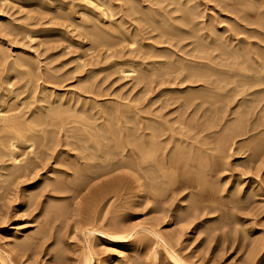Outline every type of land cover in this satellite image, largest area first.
<instances>
[{"label": "rangeland", "instance_id": "obj_1", "mask_svg": "<svg viewBox=\"0 0 264 264\" xmlns=\"http://www.w3.org/2000/svg\"><path fill=\"white\" fill-rule=\"evenodd\" d=\"M198 1L202 4V6L200 5V16L203 13L204 17H201L205 20L212 16L218 24L223 22L218 26L228 24L223 21V16L228 15L236 19V17H233L234 15L238 16L237 14H242L245 20L252 22L249 24V27L252 24L251 28L261 29V31L264 30L262 29L264 28V23H262L264 22V18H262L264 16V12H262V9H264V6H262L264 0L256 1L257 4L261 5V10L257 4L256 6L259 10L254 6V0H251L254 2L239 0L248 8L249 6L246 4V1L247 3H253V6L251 5V8L248 10L247 7H240L243 4L236 0V2L234 0ZM119 2L124 4L123 1ZM231 3L233 6H231ZM235 3H238L239 6ZM144 4H147V2H144ZM40 6L36 4L22 5L20 2H16V0H0V47L2 46V50L4 51L2 55L0 54V103L1 105L3 104L0 107L5 113H17L19 115L17 117L18 121L22 118L24 122V117L31 116V121L28 123L29 126L27 125L29 128L27 137L32 139V137L34 138L37 135V138L39 137L40 139L39 143L42 146H39L40 144L38 145L36 140L38 147H35L36 151H33L34 153L30 152V154L32 153L30 156L28 153L29 150L27 151V148L23 146L24 140H22V143L19 140L16 148V150H19L16 154L18 159L17 163L15 161V164L12 163L13 161L10 162L9 157L7 158L9 156L7 155L9 153L8 150V153H5L6 151L4 152L7 160H4L5 157L1 158L4 153L0 155V160H2L0 161V264H78L81 256H83V252L89 255L90 261H92L90 262L91 264H109L111 260H115L114 264H264V144H262L264 143V102H262L264 100L261 99L262 97L260 98L261 100L259 99L260 101L258 100L259 103L257 101L255 102L256 104L252 103L253 106L249 100V98L252 99L251 96L246 98L245 93L241 94L240 97L239 94L233 97L237 92H231L233 100L230 96L231 93L228 92L227 100L224 95L225 91L219 90V95L223 93L224 96L221 95L223 98L220 96L221 99H218L219 96L217 98L216 94L213 97L214 93H211V96L209 95L210 92H207V95L205 93L207 90L204 92L198 83L191 82V79H184L182 74L179 73V70L178 73L175 68L173 69L176 72L171 70L172 67L170 69L171 71L167 70V64L161 67L166 66V69H164L169 74H160L157 71L159 64L157 66L155 64L151 66L150 64V61L156 58L151 57V54H156L154 52L156 50L141 46L139 41L133 45V49L131 50L128 49L129 43L127 41L109 47L105 45L95 47L94 45L96 44L92 41V37L89 38L87 34L89 29L86 27V31L84 27L83 29L81 27L80 30L74 26L66 28L69 31L71 30L68 33L50 31L49 29L55 27L53 25L54 22L46 19L45 16L47 15V18H50L49 14H46L42 10L47 9L44 8L46 6ZM229 8H232L231 11L234 9L233 11L236 13L242 8L243 13L240 12L232 15L228 12ZM236 8L238 11H236ZM59 10L61 8L56 9L57 12ZM40 12L42 13L40 14ZM257 12H261V15H259L260 13L257 14ZM140 15L142 16V14ZM259 16L261 17L259 18ZM257 17L261 22L255 20ZM203 19L198 18L200 21ZM45 20L48 23H44L46 22ZM253 21L256 22H254L255 25ZM78 23L82 22L79 20ZM141 24L142 22L137 21H133L132 23L133 26ZM40 26L48 30L46 31L45 29L42 32L35 31L38 34L33 32V35L32 31L36 30V28L39 29ZM27 29L28 31L31 30V32H27L28 34L25 32ZM112 34L114 36L118 35L117 31L112 32ZM143 34L142 42L147 44L151 43V37L149 38L151 33ZM254 37L256 39L251 38V40L257 41V37L261 36L254 35ZM113 40L115 39L110 38L109 42ZM165 56L163 58L157 57L155 60L160 59V61H164L166 59ZM126 61L129 63L127 62L128 64H126ZM148 62L149 64H147ZM152 72L154 75L151 74ZM155 72L158 73L156 74ZM141 74L142 77L140 76ZM15 88L18 89L16 90ZM44 88L46 92H44L45 90L43 91ZM2 90H5L4 92L6 94H1ZM168 90L172 92H169V94L166 93ZM215 91H218V89ZM14 92L17 93L16 96H14ZM57 93H59L58 96ZM70 93L72 94L71 96L69 95ZM163 93L167 96L162 95ZM7 94L11 96L8 95L7 98ZM197 94L198 96L196 98ZM78 95L82 98H79ZM242 95L245 96L244 99ZM201 96L204 97L202 98L204 100L207 97L206 100L213 99V101H209V105L207 103L208 101L203 103L204 100H200ZM209 96L212 98H209ZM257 96L259 98L260 95L257 94ZM60 97L62 101L68 99L67 104L60 105ZM52 98H57L58 101L50 103ZM215 98H217V102L220 101V103L218 102L219 104L214 102L216 100ZM254 98L258 99L256 95ZM5 99L10 101V103L6 104ZM73 99L77 103L75 104L76 107L72 103L74 102ZM83 99L87 102H84ZM224 99L227 101H223ZM230 99L231 101L229 102ZM239 99L240 101L238 102ZM247 99L249 100L247 102L250 106L246 102ZM1 100L5 102H1ZM244 100L246 103L242 102L245 103L242 105L241 101ZM199 102L202 105H199ZM212 102H214L213 105H211ZM86 103L88 106L85 105ZM123 104L125 108L128 106L125 110L127 111L129 108V113L128 111L127 113L126 111L123 112ZM47 105H50L49 107L52 110L47 111ZM89 105L94 108L90 109L91 107ZM16 106H18L19 112ZM61 106L62 108L69 106L67 108L69 111L70 108L75 111L71 110V113H63L67 109L62 110ZM80 106L83 109L81 110L82 114L79 112L81 109ZM239 106L241 107L239 108ZM251 106L253 109L250 108ZM6 107H9V110ZM111 107L118 108L116 110ZM55 108L57 112L53 111ZM14 109H16V112H13ZM119 109L124 117L120 112L118 113ZM23 110L27 113L24 114L25 112ZM44 110L49 112L50 115H48L49 113L46 114ZM89 110L91 114L88 113ZM113 110L117 111H115L116 113L114 115L120 114L121 118L120 115H117L115 118ZM240 111L242 112L239 114ZM41 112L46 115H44L42 120H38V118H41L38 115L43 116V114H40ZM52 112L54 115L59 113L62 116L63 114V118L66 119L64 122L68 121L66 123L68 128L70 127L68 123L71 127L76 125L75 127H70L72 133L69 132L70 128L66 130V126L62 127V125L59 127L61 122L53 118L55 116H53ZM104 112L108 115L110 112V115H113L112 118L114 117L115 121L119 117L120 119L118 118L117 122H120H114V119L110 115L108 118ZM19 113L23 117H20ZM134 113L139 118L136 115L134 117ZM69 114H71L69 117H72L71 124L68 120L69 118H67ZM78 114L81 116L80 119L78 118ZM238 114L242 115L243 118ZM92 115L96 120L93 119L94 121H92ZM127 115L130 120L128 122H126ZM47 116H52L56 121L55 125L58 124V128L61 129L59 131L57 126H53L55 129L54 132H51L53 133L52 136L49 130L53 129L51 126L53 120L51 119L50 122L51 117L48 119L46 118ZM95 116H98V119ZM104 116L108 118V123H106L107 118ZM238 117H240L239 120L244 119V124L242 123L241 125L245 126L247 124L246 126H250L251 128L243 126L250 131L246 130L247 133L246 131L244 133H237L234 137L232 133L230 134L232 129L228 126L231 124L234 126V123L239 121L235 120ZM34 118H36V121ZM76 118L78 119L74 120ZM88 119L90 122H88ZM154 119L156 122L158 120L159 123L164 121V133L162 132L163 129L160 128L164 135H161V138L159 135L160 130L158 131L159 124L156 126L157 123L154 124ZM43 120L50 125L43 123ZM39 121L45 126L43 124H41L42 126H38L40 124ZM91 121L93 123L96 122L94 127L99 123L96 126L98 132V128L101 131L105 128V125L108 126L106 128H109V131L104 129L100 133L102 139H104L102 134L106 131L103 134L107 135L106 141H103L105 142L104 145L106 148L113 147V144H116L115 146L118 145L119 148L121 147L119 149L114 146L117 148L115 152H112L110 149L106 153L108 154V157H106L108 158V164L105 162V164H101L103 167L96 166L95 169L91 166V169L89 166H81V163L83 164L85 161L82 155L85 154L86 149L84 148L87 146L83 145L84 142L81 144L82 141L79 139L80 135L82 134L89 138L92 134L95 135L98 133H95L96 128L93 127L94 130L90 127L91 124L93 125ZM99 121L105 123V125L102 123L103 128L102 126L100 127L101 123ZM31 122L33 123V128L30 127ZM36 122L39 123L37 126ZM115 123L118 126L121 124V127H117ZM142 123L143 125L145 124L144 127ZM163 123L159 126L163 127ZM110 124L113 125L110 127ZM198 124H202V128ZM83 125H88L86 127L87 129L82 130ZM148 125H151V128ZM169 125L170 128L168 127ZM146 126L148 127L146 128ZM226 126L230 129L229 133L228 130H225ZM35 129H38V132ZM138 129H141L140 131L145 136ZM152 129L158 132H153ZM171 129H173V132ZM176 129L178 131L180 129L182 131L184 130L181 132L184 133L185 137H187L185 134H190L187 139L190 138L191 140H186L181 132L182 135H179ZM119 130L122 131V133L119 132L122 135H118ZM126 130H129L127 132L128 134L130 132L131 136L136 133L134 139L132 138L131 140V136L128 135V140H125V136L127 135ZM149 130L155 133L154 135L158 133L159 136H157L158 138L156 140L149 141L151 139V132ZM66 131L71 136H63V132L67 135ZM31 132H34L36 135ZM139 132L140 134H137ZM195 133L196 135H194ZM224 133L226 135L230 134L231 137L229 136V141L222 146L219 141L225 139L224 137L226 135ZM100 134H96V137L101 138ZM192 134L194 137H191ZM112 135H114L112 137L113 139L111 138ZM49 136L51 138H48ZM42 137H46V139L43 140ZM93 138L88 139L89 141L84 144L91 146L94 143ZM171 138L173 140L176 138L179 144L180 142L181 144L184 143L185 140V143H187L182 144L181 147L178 143H175L177 142L175 139L173 145V143H168V141H173ZM51 139L52 142H50ZM78 139L80 142L77 141ZM102 139L100 140L102 141ZM161 139H164V141ZM56 140L58 141L56 142ZM135 140L138 142L144 140V143L146 141L155 143V141L160 140L159 142L162 143H159L161 144L159 146L160 148H158L159 144L156 143L155 147L158 148V151H155L156 153H150L153 155L152 157L147 153L148 157L146 153L141 154L137 151L140 150L138 146H140L141 142L138 144ZM182 140L184 141L182 142ZM66 141L74 142L68 144ZM75 141H77L80 147L75 146L77 145ZM116 141L118 142L115 143ZM147 142L145 143L147 146H145H151ZM24 143L26 145L29 144L28 141ZM51 143L54 144L52 145ZM143 144L139 148H142ZM175 144L176 146H180V149ZM187 144L191 146L188 147ZM220 145L222 148L219 149ZM173 147L177 148L178 154L175 153L177 151L175 148V152L173 151ZM79 148H83L82 151L84 152L79 150ZM157 148L155 149L157 150ZM130 149L131 151H135V153L128 151ZM179 150L180 152L182 150V152L180 153ZM22 151H25V155L28 153V156L26 155L25 157ZM37 152L40 153L37 154ZM80 152H82L81 156ZM129 152L133 155H130ZM136 153L137 155H135ZM163 153L166 155L165 158H171L172 154L173 156L177 155L178 160L181 162L175 157L178 162L175 159L173 160V157L170 160L165 159L163 158ZM77 154H79V160L76 158ZM113 155L115 157H112ZM143 155H145L146 159ZM34 156L36 158V160L33 159L35 162L30 161ZM138 156L141 159H143L141 156L144 157L143 162L139 161L141 159ZM26 160L32 164H29V162L26 164ZM158 161L161 163L159 165H162V162H166L156 170V168L152 167H155L153 165ZM167 162L170 164L168 165ZM23 163L29 166H24ZM13 166L16 167L13 168ZM18 167L22 171L25 168V172L20 173L21 170L18 171ZM80 168H82V173L80 172ZM86 168L89 172L91 170L93 171H91V175L88 172L86 174ZM56 169L58 172L52 171ZM15 171L16 174L13 173ZM94 171H96V174L101 171L100 173L103 175L95 178L97 176ZM146 171L152 174L148 172V175ZM162 173H165L164 176ZM167 175L168 177H165ZM78 176L85 182H87L85 179L89 177L87 182L89 184L85 185L84 181V183H81L82 181L78 180ZM85 176L87 177L85 178ZM112 176H115V178L119 176V180L117 179L111 183ZM169 177H172V180H168ZM75 179L77 181H74ZM54 181L58 182L59 186L62 184V188L59 187L57 190L50 189L49 187L53 188L52 184ZM101 181L104 183L107 182V188L105 189L108 190H105L106 192H98L99 194L96 195L98 198L95 196L96 201L91 200L90 198H94L93 196L95 194L92 196L89 193L88 187L90 185H92L90 188L93 185L96 186ZM48 183L49 186L46 185ZM201 184L202 187L204 185L203 188L200 187ZM108 186L110 187L108 188ZM192 203L195 206H192ZM192 207L199 208V211L197 209H195L196 211L194 209L192 210ZM192 212H195L194 214L197 212V214L194 215ZM90 229L96 232L89 235L87 231ZM122 230L130 234V237L126 241L110 237L116 236ZM23 241L24 243L27 242L25 244H29V247L22 248L19 246ZM255 243L256 245L259 243L260 248L258 245L255 247ZM18 246L20 247L19 249ZM58 250L61 252V255ZM170 254L176 256L180 262L177 263L172 260ZM2 258L4 261L1 262Z\"/></svg>", "mask_w": 264, "mask_h": 264}, {"label": "bare ground", "instance_id": "obj_2", "mask_svg": "<svg viewBox=\"0 0 264 264\" xmlns=\"http://www.w3.org/2000/svg\"><path fill=\"white\" fill-rule=\"evenodd\" d=\"M119 1H123L124 2V4H122V3H120ZM235 1V0H234ZM233 1V2H234ZM237 2H239V3H241L239 0H236ZM235 1V2H236ZM242 1H245V0H242ZM249 1H251V0H249ZM255 1V2H254ZM254 1H251V2H254V6L255 7H257L256 6V4H257V2H259V1H257V0H254ZM257 1V2H256ZM16 2H20L22 5H33V4H36V5H43V7L44 6H46V7H44V8H47V9H42L46 14H49V16H50V18H47V16H45L46 17V19L49 21V20H51V21H53L54 23H53V25L55 26V27H51L52 29H49L50 31H54V32H58V33H62V32H65V33H68V32H70L68 29H66V28H68L69 26L71 27V26H74L75 28H81L82 27V29H83V27L85 28H88L89 29V31H88V33L87 32H85V33H87L88 35H89V38L90 37H92V41L96 44V45H94L95 47L96 46H98V45H105V46H113V45H116V44H119V43H122V42H128L129 43V50H131V49H133V45H135V43H137L138 41L140 42L139 44L141 45V46H145V47H147V48H151V49H154V50H156V51H154L156 54H151V57H153V58H155V59H157V57H164L165 55V58L167 59H162V60H164V61H160V59H158V60H153L152 58V60L150 61V64H151V66L153 65V64H155L156 66L159 64V66H157L158 67V69L156 68V66H155V68L157 69V71L158 72H160V74L162 73H167V71H165V69H166V66H164L163 68L161 67L162 65H165V64H167L168 66H167V70H170L171 69V67H172V69L171 70H173V71H175L173 68H175L176 70H177V73H178V70H179V73L180 74H182V77L185 79H191V82H195V83H198L199 84V86L202 88V90H204V92H205V90H207L205 93L207 94V92L209 93V95H211V93H214V95H213V97L214 96H216L217 95V98H218V96H219V98L218 99H221V98H223L222 96H224L225 95V99H227L226 97H227V94H228V92H232V93H235V92H237L233 97H236L238 94H239V97L241 96V94H243V93H245V96H246V98L248 97V96H251V98L253 99L254 97H255V95H256V97L258 98V96H257V94H259L260 96H259V98L258 99H255L254 98V100H252V99H250L249 98V100H250V104H252V103H254V104H256L255 102L257 101V103H259V101L262 99V100H264V30H262L261 31V29L260 30H257V29H253V28H251V26H252V24L250 25V27H249V24L250 23H252V22H249L248 20H245L244 18H243V15L242 14H237V13H240V12H242V8H240V10H239V12H235V11H231V9L232 8H229V13L230 14H232V15H234V14H237L238 16H236V15H234L233 17H236V19L235 18H231V17H229L228 15H225V16H223V18H224V20L223 21H225L226 22V24L227 25H224V26H218V25H220L221 23H223V22H221L220 24H218V22H216L215 20H214V18L212 17V16H210V17H208V19L206 18V20L205 19H203V17H204V15H203V13L201 14V16H203V17H201L200 16V12H201V8H200V5L202 6V4H201V2H199L198 0H16ZM144 2H147V4H144ZM224 2V1H223ZM247 3V1H246V4H248V6H249V8L247 7V6H245V4H243V3H241V4H243V6L241 5L240 7H247V10L248 9H250L251 7V5L253 6V3ZM261 2V1H260ZM245 3V2H244ZM229 4V3H228ZM232 4V3H231ZM230 4V5H231ZM236 5L238 4V3H235ZM260 4H262V3H260ZM258 5V7H259V9H260V6L261 5H259V4H257ZM40 6V7H41ZM225 7L227 6V5H224ZM231 6H233V4L231 5ZM238 6H239V4H238ZM262 6H264V4H262ZM225 7H223V8H225ZM228 7V6H227ZM258 7H257V9H258ZM61 8V10H59V12H57L56 11V9H60ZM239 8V7H238ZM245 8H243V9H245ZM254 8V7H253ZM205 9V8H204ZM226 9V8H225ZM228 9V8H227ZM258 9V10H259ZM254 10H256V9H254ZM254 10H253V12H254ZM258 10H256V11H258ZM261 10V9H260ZM236 11H238V9L236 8ZM250 11V10H249ZM255 11V12H256ZM43 12V13H44ZM204 12V11H203ZM227 12V13H228ZM234 12V13H233ZM262 12H264V9H262ZM42 12H40V14H41ZM243 13V12H242ZM246 13V12H245ZM258 13H260L259 15H261V12H257V14ZM140 14H142V16H145V17H142ZM205 14V13H204ZM229 14V15H230ZM239 15H241V16H239ZM255 15V14H254ZM206 16V15H205ZM247 16V15H246ZM258 16V15H257ZM45 17H44V19H45ZM200 17V19L202 18L203 20H198V18ZM256 17V16H255ZM261 16H259V18H260ZM258 18V17H257ZM255 19V20H259V18L258 19ZM262 18H264V16H262ZM246 19H249V18H246ZM47 20H45L46 22H44V23H48L47 22ZM79 20H80V22H82V23H78L79 22ZM250 20V19H249ZM133 21H137V22H142V24L141 25H135V26H133L132 25V23H133ZM260 22H261V20H259ZM209 22V23H208ZM255 21H253V23H254ZM44 23L42 22V24L44 25ZM50 23V22H49ZM256 23V22H255ZM255 23H254V25H255ZM262 23H264V22H262ZM261 23V24H262ZM40 24V23H39ZM134 24H135V22H134ZM225 24V23H224ZM143 26H146V27H143ZM40 27H42V28H40ZM39 27V29L38 28H36V30H34V31H32V34H33V32H35V31H43V30H45L46 28L45 27H43V26H40ZM254 28H255V26H253ZM260 27V26H259ZM25 28V27H24ZM73 28V27H72ZM86 28L84 29L85 31H86ZM262 29H264V28H262ZM48 29H46V31H47ZM68 30V31H67ZM81 30V29H80ZM76 31V30H75ZM114 31H117V34L119 35H111V33L112 32H114ZM251 31V32H250ZM26 33L27 32H31V30H29L28 31V29H27V31H25ZM26 33H24V34H26ZM35 33H37V32H35ZM143 33H146V34H149V33H151V36H149V38L151 37V43H144V42H142V35H144ZM28 34V33H27ZM27 34H26V36H27ZM38 34V33H37ZM245 34V35H244ZM30 35V34H29ZM34 35V34H33ZM254 35H256V36H261V37H257L258 38V40L257 41H253V40H251V38H255L256 39V37H254ZM29 37H31V36H29ZM110 38L111 39H115V40H113L112 42H109L110 41ZM148 38V39H149ZM123 45V44H122ZM159 45H162V46H159ZM93 47V46H92ZM124 48V47H123ZM127 48V47H126ZM131 52V51H130ZM171 53L170 55H169V53ZM4 53V51L2 50V46L0 47V54L2 55ZM5 55V54H4ZM3 57V56H2ZM122 57V56H121ZM4 58V57H3ZM19 59V58H18ZM20 60H21V58H20ZM24 60V59H23ZM133 60V59H132ZM139 61V60H138ZM114 62V61H113ZM128 61H126V64H128L127 63ZM114 64V63H113ZM125 64V65H126ZM143 64V63H142ZM147 64H149V62L147 63ZM124 65V66H125ZM130 65V64H129ZM140 65V64H139ZM146 65V64H145ZM153 66V67H154ZM129 67V66H128ZM144 67V66H143ZM152 67V68H153ZM159 67H161L160 69H159ZM130 68V67H129ZM165 68V69H164ZM124 69V68H123ZM131 69V68H130ZM122 70V69H121ZM153 70V69H152ZM155 70V69H154ZM170 70V71H171ZM165 71V72H164ZM121 72H123V71H121ZM133 72V71H132ZM157 72V73H158ZM176 72V71H175ZM156 73V72H155ZM156 73V74H157ZM143 74V73H142ZM142 74L140 75L141 77H142ZM152 75H154L153 74V72L151 73ZM159 74V75H160ZM167 74H169V72L167 73ZM179 74V75H180ZM139 75V74H138ZM171 75V74H170ZM169 75V76H170ZM162 76V75H161ZM141 77H140V79H141ZM144 77H146V76H144ZM143 77V78H144ZM138 78H139V76H138ZM145 79V78H144ZM152 79V78H151ZM154 79V78H153ZM193 80V81H192ZM159 81V80H158ZM179 81V80H178ZM8 82V81H7ZM168 82V81H167ZM189 82V81H188ZM163 83V82H162ZM10 84V83H9ZM1 85V84H0ZM6 85H8V84H6ZM45 85V84H44ZM259 86V87H258ZM8 87V86H7ZM6 87V88H7ZM11 87V86H10ZM10 87H9V89H10ZM13 87V86H12ZM42 87H44V86H42ZM46 87V86H45ZM52 87V86H51ZM192 87V86H191ZM197 87H198V85H197ZM47 88V87H46ZM53 88V87H52ZM200 88V89H201ZM225 88H228V89H226L225 90ZM2 89H5V88H2ZM8 89V90H9ZM16 89V88H15ZM18 89V88H17ZM16 89V90H17ZM218 89V91H215V90H217ZM16 90H14V91H16ZM45 90V91H44ZM48 90H49V88H48ZM50 90H52L51 88H50ZM219 90L221 91V90H224L225 91V94L223 95V93L221 94V95H219ZM5 90H2V93L1 94H6L5 92H4ZM10 91V90H9ZM43 91L44 92H46V89L44 88L43 89ZM175 91V90H174ZM173 91V92H174ZM166 92V91H165ZM169 92L171 93L172 91H170V90H168V92H166V93H168L169 94ZM15 93V92H14ZM72 93V92H71ZM69 94L70 96L72 95V94ZM165 93V94H166ZM175 93H177V92H175ZM221 93V92H220ZM232 93H231V99H233V97H232ZM261 93H262V96H261ZM16 94L17 93H15V95L14 96H16ZM58 94L59 93H57V96H58ZM62 94V93H61ZM75 94V93H74ZM206 94H205V96H206ZM216 94V95H215ZM8 95H10V94H7L6 96H7V98H8ZM85 95V94H84ZM162 95H164V93L162 94ZM161 95V96H162ZM195 95V94H194ZM200 95V94H199ZM202 95V94H201ZM208 95V94H207ZM229 95H228V97H229ZM3 96V95H2ZM1 96V97H2ZM6 96H5V98H6ZM11 96V95H10ZM61 97H62V95H60ZM63 96H64V94H63ZM158 96V95H157ZM165 97L167 96V95H164ZM187 96V95H186ZM197 96H198V94L196 95V98H197ZM203 96V95H202ZM201 96V99H200V97H199V99L200 100H204V99H202V98H204V97H202ZM212 96V95H211ZM211 96H209V98H212ZM220 96H221V98H220ZM243 96V95H242ZM245 96H243V99L245 98ZM252 96H254V97H252ZM61 97H60V101H61V104L60 105H64L66 102H68L65 98V100L64 101H62L61 100ZM77 97V96H76ZM78 97H79V95H78ZM77 97V98H78ZM195 97V96H194ZM262 97V98H261ZM2 98H4V97H2ZM1 98V99H2ZM6 98V99H7ZM50 98V97H49ZM67 98H68V96H67ZM69 98H71V97H69ZM79 98H82V97H79ZM84 98V97H83ZM182 98V97H181ZM195 98V99H196ZM217 98H215L216 100H214V102H217ZM261 98V99H260ZM5 99V101H6V104H8V103H10V101H7ZM51 99V98H50ZM54 98H52V100L50 101V103H54V102H56V101H58V99L56 98V99H54ZM85 99V98H84ZM84 99H83V101H84ZM177 99V98H176ZM183 99V98H182ZM207 99V97L205 98V100ZM225 99L223 100V101H225ZM231 99L229 100V102L231 101ZM260 99V100H259ZM48 100V99H47ZM70 100V99H69ZM79 100V99H78ZM203 101V103H206L208 100H206V101ZM228 100V99H227ZM226 100V101H227ZM234 100V99H233ZM241 100H242V98H241ZM248 99L246 100V102L247 101H249ZM259 100V101H258ZM4 100H1V102H5ZM73 101H74V99H73ZM82 101V100H81ZM86 101V100H85ZM84 101V102H85ZM209 101H213V99H209ZM209 101L207 102L208 103V105L210 104L209 103ZM225 101V102H226ZM240 101V99L238 100V102ZM251 101H254V102H251ZM48 102V101H47ZM76 101H74V102H72L73 104H74V106L76 107V105L75 104H77V103H75ZM87 102V101H86ZM214 102H212V104L211 105H213L214 104ZM219 103H220V101H218ZM217 102V103H218ZM221 102H222V100H221ZM224 102V103H225ZM242 102H245V100L244 101H241V104L243 105V104H245V103H242ZM262 102H264V101H262ZM21 103H22V101L20 102V106H21ZM71 103V102H70ZM72 103H71V105H72ZM81 103V102H80ZM94 103V102H93ZM190 103V102H189ZM188 103V104H189ZM218 103V104H219ZM56 104V103H55ZM67 104V103H66ZM89 104V103H88ZM183 104V103H182ZM201 104V102H199V105ZM240 104V103H239ZM247 104L250 106V104L247 102ZM246 104V105H247ZM3 105V104H2ZM1 105V103H0V106H2ZM9 105H11V104H9ZM8 105V106H9ZM50 105H53V104H50ZM49 105V106H50ZM81 105V104H80ZM86 106H88L87 105V103L85 104ZM91 106H92V104H90ZM89 105V107H91ZM96 105V104H95ZM202 105V104H201ZM226 105H227V103H226ZM241 105V106H242ZM245 105V106H246ZM253 105V104H252ZM19 106V107H20ZM48 105H47V111H50V110H52V109H50V107H49ZM58 106H59V104H58ZM62 106H61V108H62ZM93 106H94V104H93ZM107 106V105H106ZM124 108H123V107ZM122 106H120V107H122V109H124V111L123 112H125L126 110L125 109H127V107L125 108V106H124V104L122 105ZM190 106V105H189ZM241 106H239V108L241 107ZM254 106V105H253ZM39 107H42V106H39ZM46 107V106H45ZM69 107V106H68ZM67 106H64V108H62V110L63 109H67L68 108ZM79 107V106H78ZM77 107V108H78ZM130 107V106H129ZM196 107V106H195ZM243 107V106H242ZM256 107H257V105H256ZM6 108H8V110H9V107H6ZM11 108V107H10ZM18 108V106H16V109ZM22 108V107H21ZM21 108H20V111H21ZM49 108V109H48ZM53 108V107H52ZM80 108H81V106H80ZM92 108H94V107H91L90 109H92ZM109 108V107H108ZM111 108H113V109H116L117 110V108L115 107H111ZM110 108V109H111ZM197 108V107H196ZM244 108V107H243ZM246 108V107H245ZM249 108V107H248ZM250 108H252V106L250 107ZM2 108L0 107V155L2 154V153H4L5 151V153H8V151H9V153L7 154V155H9V156H7V158L9 157V159H10V162L11 161H13L12 163H14L15 164V161H16V163H17V156H16V154L19 152V150H16V148H17V142H19V140L21 141V143H22V140H24V142L25 141H28L29 142V144H27L26 145V143H24L23 142V146H24V148H27V151L29 150V154H30V152H32V153H34L36 150H35V147H38V145L40 144L39 142H40V139H39V137L37 138V135L34 133L35 132V130H36V132H38V129H35V130H33L34 132H31V133H33V134H35L36 135V137H32V139L30 138H28L27 136H28V132H29V128L27 127V125H28V123H29V121H31V116H27V117H24V122H23V120H22V118H21V120H22V122H21V120L20 121H18L17 119V117L19 116L17 113L15 114V113H5V112H3V110H1ZM16 109H14L13 110V112H16ZM121 109V110H122ZM198 109V108H197ZM205 109V108H204ZM253 109V108H252ZM8 110H7V112H8ZM25 110V109H24ZM23 110V112H25ZM58 110V109H57ZM60 110V109H59ZM71 110H73V109H71L70 108V111L67 109V111H64L63 113H65V112H68V113H71L72 111ZM79 110V109H78ZM81 110H83L82 108L80 109V114H82L81 112ZM105 110H106V107H105ZM104 110V111H105ZM115 110V111H116ZM128 110H129V108H128ZM127 110V111H128ZM131 110V109H130ZM216 110V109H215ZM240 110H242V109H240ZM6 111V110H5ZM17 111L19 112V108L17 109ZM33 111H34V109H33ZM53 111L55 112L56 111V108L55 109H53ZM73 111H75V110H73ZM114 111V110H113ZM113 112V115H114V113H116V112ZM127 111H126V113H127ZM206 111H207V109H206ZM4 114H3V113ZM9 112H12V111H9ZM44 112L46 113V114H48L49 112H46L45 110H44ZM57 112V111H56ZM61 112V111H60ZM78 112V111H77ZM88 112V111H87ZM101 112H102V110H101ZM111 112V111H110ZM109 112V115L111 114ZM120 112V114H121V111H120V109H119V111H118V113ZM122 112V113H123ZM130 111H128V113H129ZM132 112V111H131ZM215 112V111H214ZM217 112V111H216ZM242 111H240L239 112V114L241 113ZM21 113V112H20ZM19 113V114H20ZM27 112H25L24 114H26ZM30 113V112H29ZM34 113V112H33ZM36 113V112H35ZM53 113V112H52ZM68 113H66V114H68ZM88 113H90V110H89V112ZM126 113H124V114H126ZM235 114H236V112H234ZM245 113H247V112H245ZM23 114V113H22ZM40 114H43V116H40V115H38L39 117H41V118H38V120H42L43 119V117H44V115H46V114H44L43 112H41ZM91 114V113H90ZM97 114H98V111H97ZM104 114H105V112H104ZM119 114V115H120ZM133 114V113H132ZM132 114H131V116H132ZM234 114V115H235ZM238 114V115H239ZM248 114H249V112H248ZM34 115V114H33ZM48 115H50V113L48 114ZM71 114H69L68 115V117L67 118H69L68 120H69V122H70V124H71V121H72V117H69ZM94 115V114H93ZM93 115H92V121H94V120H96V119H94V117H93ZM105 115H107V117L109 116L108 114H105ZM112 115V116H113ZM118 115V114H117ZM116 114L114 115V117L116 118V116H117ZM118 115V116H119ZM122 115V114H121ZM121 115H120V118H121ZM129 115V114H128ZM128 115H127V121L126 122H128V121H130L128 118ZM135 113H134V117H135ZM237 115V116H238ZM53 116H55V117H53L56 121H59V122H61V124H60V126L59 127H61L62 125V127H65L66 126V123L68 122H64V120H66V119H64L63 118V114H62V116H60V114L58 113V114H55L54 115V113H53ZM67 116V115H66ZM87 116H89V115H87ZM111 116V115H110ZM112 116H111V118H112ZM123 116V115H122ZM126 116V115H125ZM137 116V115H136ZM241 118H243L242 117V115H239ZM244 116V115H243ZM20 117H23V116H21V114H20ZM36 117V116H35ZM51 117V118H50ZM47 116L46 118H50V122H51V119L53 120V122L55 121L53 118H52V116ZM80 117L81 116H79V114H78V118L80 119ZM91 117V116H90ZM90 117H88L89 119H91ZM96 117V116H95ZM98 117V116H97ZM96 117V118H97ZM102 117V116H101ZM101 117H99L100 119H101ZM105 118H107L106 116H104ZM103 117V118H104ZM114 117L112 118V119H114ZM124 117V116H123ZM133 117V116H132ZM133 117V118H134ZM138 117V116H137ZM240 117H238V119L236 118L235 120H239V118ZM78 118H76V119H74V120H77ZM109 118V117H108ZM108 118H107V122L106 123H108ZM110 118V119H111ZM119 118V117H118ZM117 118V119H118ZM119 118V119H120ZM139 118V117H138ZM138 118H136V120L137 121H139L138 120ZM152 118V117H151ZM246 118H247V116H246ZM47 119V120H48ZM71 119V120H70ZM88 119V120H89ZM94 119V120H93ZM98 119V118H97ZM116 119V121H115V119L113 120L114 122H117L118 120ZM244 119H245V116H244ZM244 119H240L239 121H237V123H234L235 125L234 126H232L233 124H229L230 126H228L230 129H232V131L230 132L229 130L230 129H228L227 128V126H226V129L225 130H228V133L230 132V134L232 133L233 134V136L235 137V134H237V133H244L247 129H245L244 127H247L246 125L244 126V125H241L242 123H243V120ZM27 120V121H26ZM34 120L36 121V118H34ZM46 120V119H45ZM105 120H103V121H105ZM124 120V119H123ZM133 120V119H132ZM131 120V121H132ZM155 120V119H154ZM44 121V120H43ZM56 121L53 123L52 122V124H54V125H52L51 124V126L53 127V126H57V125H55V123H56ZM79 121H81V120H79ZM78 121V122H79ZM91 121V123H93ZM100 122L101 123V125H100V127L104 124L105 125V123L104 122ZM134 121V120H133ZM132 121V122H133ZM152 121V120H151ZM161 121H163V120H161ZM242 121V122H241ZM27 122V123H26ZM88 122H90V120L88 121ZM109 122H110V120H109ZM114 122H113V124H114ZM120 122V121H119ZM119 122H117V123H119ZM124 122V121H123ZM123 122H121V123H123ZM135 122V121H134ZM164 122V121H163ZM163 122H161V123H159L158 122V120H157V122H156V120H155V122H154V124L155 123H157L156 124V126L159 124H161L162 125V123ZM233 122H235L234 120H233ZM232 122V123H233ZM245 122V121H244ZM37 124H36V126L38 125V126H42L41 124H43V123H47V124H49L48 122H46V121H44L43 123L42 122H40L39 121V123L38 122H36ZM96 123V122H95ZM95 123H93V125L91 124V128L92 129H94V128H96V126L97 125H99V123L98 124H96V126L94 127V125H95ZM103 123V124H102ZM131 123V122H130ZM140 123V122H139ZM138 123V124H139ZM147 123V122H146ZM152 123V122H151ZM179 123V122H178ZM201 123V122H200ZM73 124H75V123H73ZM89 125H90V123H88ZM113 124H110V127H111V125H113ZM148 124V123H147ZM146 124V125H147ZM167 124V123H166ZM170 124V123H169ZM244 124V123H243ZM31 126L30 127H32L33 126V123L31 122V124H30ZM44 125V124H43ZM50 125V124H49ZM80 125V124H79ZM115 125H116V123H115ZM121 125V124H120ZM118 126V125H116L117 127H121V126ZM140 125V124H139ZM142 125H143V123H142ZM145 125V124H144ZM144 125H143V127H144ZM152 125V124H151ZM151 125H148L149 127L151 126ZM158 125V127H159V129H158V131L160 130V128L161 129H163V128H165L164 126H165V124L163 123V127L162 126H159ZM199 125V124H198ZM207 125V124H206ZM211 125H213V124H211ZM29 126V125H28ZM45 126V125H44ZM68 126H70L71 127V125H69V123H68ZM76 126V125H75ZM75 126H72V127H75ZM88 126V125H87ZM86 125H83V127H82V130H84V129H87L86 127H87ZM126 126V125H125ZM148 126H146V128L148 127ZM155 126V125H154ZM183 126H184V124H183ZM186 126V125H185ZM201 128H202V124L201 125H199ZM203 126H204V123H203ZM231 126H232V128H231ZM244 126V127H243ZM256 126V125H255ZM69 127V128H70ZM71 127V128H72ZM89 127V128H90ZM94 127V128H93ZM105 128V130H108L109 131V128H106V127H108V126H104ZM157 127V128H158ZM169 128H170V125L168 126ZM168 127H167V129H168ZM172 127V126H171ZM205 127V126H204ZM211 127V126H210ZM248 127H250V126H248ZM247 127V128H248ZM33 128V127H32ZM31 128V129H32ZM57 128H58V126H57ZM66 128V130H67V126L65 127ZM68 128V129H69ZM71 128L69 129V132L70 133H72V131H70L71 130ZM102 128H103V126H102ZM115 128V127H114ZM113 128V129H114ZM139 128H141V127H139ZM151 128V127H150ZM149 128V129H150ZM153 128V127H152ZM178 128V127H177ZM199 128V127H198ZM251 128V127H250ZM54 129H55V127H53V129L51 130H49L50 131V133L51 132H54ZM59 129V128H58ZM74 129V128H73ZM72 129V130H73ZM104 129H102L103 131H104ZM112 129V128H111ZM118 129V128H117ZM122 129H123V127H122ZM141 129H143V128H141ZM140 129V130H141ZM156 129V128H155ZM167 129H166V131H167ZM179 129V128H178ZM184 129V128H183ZM197 129V128H196ZM245 129V130H244ZM252 129H253V127H252ZM95 130V129H94ZM98 130H99V132L97 131V128H96V130H95V133L96 132H98L99 134L101 133V131H100V129L98 128ZM115 130V129H114ZM139 130V129H138ZM139 130V131H140ZM153 130V129H152ZM177 130V129H176ZM175 130V132L177 133V131ZM201 130V129H200ZM249 130V129H248ZM247 130V131H248ZM39 131H41V130H39ZM56 131V130H55ZM59 131H61V129H59ZM107 131V132H108ZM116 131V130H115ZM123 131H124V129H123ZM127 131H129V130H126V132ZM144 131V130H143ZM150 131V130H149ZM158 132V131H156V130H153V132ZM162 130H160V138H161V135H163V133H164V129H163V133L161 132ZM165 131V132H166ZM171 131L173 132V129H171ZM182 130L180 129L178 132H179V135L184 131H182ZM247 131H246V133H247ZM250 131V130H249ZM75 132V131H74ZM82 132V131H81ZM106 132V131H105ZM105 132L103 133V134H105ZM122 133V131L121 130H119L118 131V135H122V134H120V133ZM141 132V131H140ZM140 132L139 133H137V134H140ZM151 132V139L149 140L150 142L151 141H154V139L156 140V138H158L157 136H159L158 135V133H156L157 135H154L155 133H153L152 131H150ZM174 132V134H176ZM181 132V133H180ZM188 132V131H187ZM190 132V131H189ZM198 132V131H197ZM196 132V133H197ZM225 132V131H224ZM50 133H49V135H50ZM56 133V132H55ZM76 133V132H75ZM83 133V132H82ZM98 133H96V134H98ZM132 133V132H131ZM142 133V132H141ZM162 133V134H161ZM167 133V132H166ZM165 133V134H166ZM169 133H170V131H169ZM196 133L194 134V135H196ZM201 133V132H200ZM52 134L53 133H51V136H52ZM57 134H58V132H57ZM63 134V136H71V135H69V133L67 134V131H66V134L67 135H65L64 134V132L62 133ZM77 134V133H76ZM80 134V133H79ZM90 134H91V131H90ZM96 134L94 135V134H92L91 136L92 137H94L92 140H93V144H91V146H89V144H87V145H85L84 143H86L87 141H89L88 139H91L92 137L91 136H89V138L87 137V136H85V135H80V137H79V139L82 141L81 142V144L83 143V145L84 146H87V147H85L84 149H86L85 150V152L84 151H82L83 150V148H79V150H81L82 152H84L85 154H83L82 155V152H80L81 154H80V156L82 155V156H84L83 157V159L85 160L84 161V163L82 164L81 163V166L83 165V167H85V166H89V168L91 169V167L93 168L94 167V169H95V167L96 166H102L101 164H105V162H107V164H108V158H106V157H108V154H106V153H108L109 152V150L111 149V151L112 152H115L116 151V149L117 148H115V147H118V145L117 146H115L116 144H113L112 146L113 147H111V148H109V147H107L106 148V146L104 145L105 144V142H103V141H106V139H107V135H103L102 134V136H104V139H102V137H101V134H100V137L101 138H99V137H96ZM111 134V133H110ZM110 134H109V136H110ZM116 134V133H115ZM127 135L125 136L126 137V141L128 140L127 139V136L128 135H130L131 136V134H130V132H129V134H128V132L126 133ZM136 134V133H135ZM135 134L133 135V136H131V140H132V138L134 139V137H135ZM143 134V133H142ZM183 134V135H182ZM181 135L182 136H184V133H182ZM225 134V133H224ZM226 134H227V132H226ZM225 134V135H226ZM230 134H228V135H226L224 138L225 139H223V137H221V139H223L222 141H219L220 142V144L223 146V144H225L226 142H228L229 141V136L231 137V135ZM34 135V136H35ZM125 135V134H124ZM123 135V136H124ZM144 135V134H143ZM178 134H177V136H179ZM187 137H188V135H190V134H185ZM193 135V134H192ZM191 135V137H194V135L192 136ZM238 135H241V134H238ZM51 136H49L48 138H51ZM54 136V135H53ZM98 136V135H97ZM130 136H129V138H130ZM139 137H141L140 135H138ZM138 136H137V139H138ZM145 136V135H144ZM164 136V135H163ZM197 136H200V135H197ZM222 136H223V133H222ZM237 136V135H236ZM76 137V136H75ZM112 137H114V135H112L111 136V138ZM116 138H117V136H115ZM171 137H172V135H171ZM180 137V136H179ZM178 137V138H179ZM185 137V136H184ZM184 137H182V138H184ZM187 137H185L186 138V140H189V139H187ZM69 138V137H68ZM116 138H114V139H116ZM120 138H121V136H120ZM177 138V137H176ZM175 138V139H176ZM181 138V139H182ZM198 138V137H197ZM38 139H39V141H38ZM42 139L44 140V139H46V137L44 138V137H42ZM74 139V138H73ZM77 139V138H76ZM79 139L77 140V141H79ZM100 139H102V141L100 140ZM113 139V138H112ZM122 139H124L123 137H122ZM122 139H120V140H122ZM136 139V138H135ZM136 139V140H137ZM142 139H143V137H142ZM165 139V138H164ZM164 139L162 140V141H164ZM168 139H169V137H168ZM175 139L173 140V138H171V140H173L172 142L171 141H168V143H173L174 141H175ZM36 140H37V144H36ZM48 140V139H47ZM135 140V141H136ZM180 140V139H179ZM185 140V139H184ZM184 140H182V142L184 141ZM185 140V141H186ZM191 140V139H190ZM34 141H35V143H34ZM46 141V140H45ZM58 140H56V142H57ZM77 141H75L76 143H77ZM126 141H125V143H126ZM144 141V140H143ZM143 141H140L141 142V144H140V146H138V149H140V150H137V151H139V153H141V154H145L146 153V155H147V153H148V155L151 153H154L155 151H158V148H160L159 146L161 145V144H159V143H162V142H159L160 140H157V142L155 141V143L154 142H152V143H149V142H147V143H149L151 146H148V147H146L147 145L143 142ZM176 141H177V139H176ZM185 141H184V143H185ZM193 141V140H192ZM194 141H196L195 139H194ZM50 142H52V139H51V141ZM53 142H55V141H53ZM65 142V141H64ZM67 142V141H66ZM71 142H74V141H70V142H67L68 144H70ZM80 142V141H79ZM102 142V143H101ZM118 141H116L115 143H117ZM122 143H123V141H121ZM133 142V141H132ZM132 142H130L131 144H132ZM138 141H136V143H137ZM140 142H138V144L140 143ZM179 141H177V142H175V143H178ZM191 142V141H190ZM222 142V143H221ZM91 143V142H90ZM134 143V142H133ZM144 143V144H143ZM159 144L158 145V148L157 147H155V144ZM184 143H182V144H184ZM187 143V142H186ZM185 143V144H186ZM189 143V142H188ZM230 143H231V141H230ZM25 144V145H24ZM36 144V146H34ZM52 144V143H51ZM54 144V143H53ZM52 144V145H53ZM56 144V143H55ZM72 144V143H71ZM111 144V143H110ZM138 144H136V145H138ZM143 144V147L142 148H139V147H141V145ZM179 144V143H178ZM181 144V142H180V146L182 145ZM191 144H193L192 142H191ZM217 144H218V142H217ZM260 144V143H259ZM262 144H264V143H262ZM74 145V144H73ZM106 145H107V143H106ZM122 145H124V144H122ZM133 145V144H132ZM135 145V146H136ZM146 145V146H145ZM173 145H174V143H173ZM220 145V147H219V149L220 148H222V146ZM20 146H22L21 144H20ZM22 146V147H23ZM39 146H41V144L39 145ZM71 146V145H70ZM76 147L77 146H79L80 147V145L77 143V145H75ZM115 146V147H114ZM135 146H134V148H135ZM157 146V145H156ZM175 146H176V144H175ZM180 146H176L178 149H180ZM184 146H186V145H184ZM187 146H188V144H187ZM189 146H191V145H189ZM188 146V147H189ZM42 147V146H41ZM50 147V146H49ZM81 147H83V146H81ZM182 147V146H181ZM217 147V146H216ZM21 148V147H20ZM23 148V149H24ZM53 148V147H52ZM113 148V149H112ZM119 148V147H118ZM121 148V147H120ZM119 148V149H120ZM155 148H157V150L155 149ZM174 148L175 147H173V151H174ZM177 148H175V150H177ZM39 149V148H38ZM37 149V150H38ZM115 149V150H114ZM118 149V150H119ZM137 149V148H136ZM172 149V148H171ZM183 149V148H182ZM192 149V148H191ZM8 150V151H7ZM21 150H22V148H21ZM21 150H20V152H21ZM114 150V151H113ZM134 150V149H133ZM34 151V152H33ZM39 151V150H38ZM42 151V150H41ZM128 151H131V149L130 150H128ZM127 151V152H128ZM172 151V150H171ZM23 152V151H22ZM25 152V151H24ZM23 152V154L25 155V153ZM118 152V151H117ZM116 152V153H117ZM132 153H135V151H131ZM131 152H129L130 153V155H133ZM163 152H164V150H163ZM175 152V151H174ZM179 152H180V150H179ZM181 152H182V150H181ZM180 152V153H181ZM5 153L3 154V156L1 157V158H4V160L6 159L7 160V158H6V156H4L5 155ZM28 153H26V155L28 156ZM31 153V154H32ZM40 153V152H39ZM38 152H37V154H39ZM156 153V152H155ZM169 153V152H168ZM171 153H173V152H171ZM176 154H178V150L175 152ZM174 153V154H175ZM22 154V155H23ZM31 154H30V156H31ZM113 154V153H112ZM115 154V153H114ZM118 154H120L119 152H118ZM150 154V155H151ZM21 155V154H20ZM26 155H25V157H26ZM78 155L79 154H77L76 156V158H78V160L80 159L79 157H78ZM107 155V156H106ZM117 155V154H116ZM135 155H137V153L135 154ZM147 155V156H148ZM149 155V156H150ZM163 155H164V157L163 158H165V154L163 153ZM144 157H145V155H143ZM143 156H141L143 159H144V157ZM148 156V157H149ZM153 155H151V157H152ZM172 157H173V160L176 158L177 160L179 159V158H177V155H174L173 156V154L171 155ZM170 156V157H171ZM112 157H115L114 155L112 156ZM147 157V158H148ZM155 157V156H154ZM172 157L171 158H165V159H172ZM175 157V158H174ZM179 157V156H178ZM39 158H40V156H39ZM89 158V159H88ZM124 158V157H123ZM138 158H139V156H138ZM138 158H136V159H138ZM163 158H162V160H163ZM21 159V158H20ZM33 159H35L36 160V158H35V156L34 157H32V160L30 159V161H32V162H35ZM111 159V158H110ZM139 159H141V158H139ZM143 159H141V160H139V161H141V162H143L142 160ZM145 159H146V157H145ZM175 159V160H176ZM181 159V158H180ZM82 160V159H81ZM80 160V161H81ZM123 160V159H122ZM173 160H172V163H173ZM176 160V162H178ZM0 161H2V160H0ZM9 161V160H8ZM38 161V160H37ZM77 161V160H76ZM136 161H138V160H136ZM166 161H168V160H166ZM165 161V162H166ZM4 162V161H3ZM27 162H29V161H27L26 160V164H27ZM99 162V163H98ZM135 162V161H134ZM155 162V161H154ZM153 162V163H154ZM165 162H162V165H164L163 163H165ZM169 162V161H168ZM168 162H167V164H168ZM176 162H174V163H176ZM179 162H181V161H179ZM76 163V162H75ZM133 163V162H132ZM156 163H158V164H156ZM156 163H154V165L153 166H155V167H152L151 165V167L152 168H156V170L158 169V167L159 166H162V165H159V164H161L159 161L158 162H156ZM29 164H32V163H30L29 162ZM130 164V163H129ZM156 164V165H155ZM170 164V163H169ZM168 164V165H169ZM22 165V164H21ZM23 165H24V163H23ZM22 165V166H23ZM85 165V166H84ZM166 165V164H165ZM176 165V164H175ZM4 166V165H3ZM22 166H20V167H22ZM24 166H29V165H24ZM23 166V167H24ZM91 166V167H90ZM130 166V165H129ZM137 166V165H136ZM172 166V165H171ZM16 166H13V168H15ZM23 167H22V169H23ZM103 167V166H102ZM102 167H101V169H102ZM149 167V166H148ZM150 167V168H151ZM204 167V166H203ZM207 167V166H206ZM2 168V167H1ZM28 168V167H27ZM22 169L21 168H19L18 167V171L19 170H21L20 171V173L21 172H23L24 170H25V168H24V170L22 171ZM52 169H54V168H52ZM81 169L82 168H80V172L82 173V171H81ZM100 169V170H101ZM200 169H202L201 167H200ZM205 169H207V168H205ZM15 170V169H14ZM84 171H85V169H83ZM86 170H87V168H86ZM152 170V169H151ZM17 171V170H16ZM16 171L15 172H13L14 174H16ZM52 171H57L58 172V170L56 169V170H52ZM66 171V170H65ZM92 171V170H91ZM91 171L89 172V170H87V171H85L86 172V174H87V172L90 174L91 173ZM96 171H98L97 169H96ZM96 171H94V173H95V175L97 176V177H95V178H98L99 176H102L103 174L102 173H98V174H96ZM154 171V170H153ZM204 171V170H203ZM25 172V171H24ZM60 172V171H59ZM73 172V171H72ZM77 172H78V170H77ZM93 172V171H92ZM148 172L149 171H146V174H148ZM165 172V171H164ZM18 174H20L19 172H17ZM36 173V172H35ZM34 173V174H35ZM74 173H76V172H74ZM94 173H92V175L94 174ZM33 174V175H34ZM88 174V175H89ZM149 174H152V173H150L149 172ZM148 174V175H149ZM163 174V173H162ZM165 174V173H164ZM164 174H163V176H164ZM36 175V174H35ZM34 175V176H35ZM74 175V174H73ZM83 175V174H82ZM91 175V174H90ZM95 175H93V176H95ZM155 175H156V172H155ZM197 175V174H196ZM151 176V175H150ZM74 177V176H73ZM79 177V176H78ZM87 176H85V178H86ZM113 177V176H112ZM165 177H168V175L167 176H165ZM81 177H79V179L78 180H81L80 179ZM84 178V179H85ZM88 178L89 177H87V179H85L87 182H88ZM93 178V177H92ZM153 178V177H152ZM170 178V179H169ZM168 178V180H172L171 178L172 177H169ZM192 178H193V176H192ZM194 178H195V176H194ZM197 178H198V175H197ZM196 178V179H197ZM74 179V178H73ZM77 179H75L74 181H77ZM111 179V178H110ZM119 180V176H118V178H115V176L113 177V179H111V183L113 182V181H115V180ZM55 180V179H54ZM192 180V179H191ZM52 181V180H51ZM67 181H69V180H67ZM71 181V180H70ZM82 181V180H81ZM84 181V180H83ZM81 182V183H84V182ZM107 181V180H106ZM78 182H80V181H78ZM87 182H85L84 184L85 185H87V184H89V183H87ZM102 182V181H101ZM100 182V184H98V185H96V186H94L93 185V187H91L90 188V186H92V185H90L88 188H89V193L93 196V194H95L93 197L94 198H90L91 200L93 199L94 201H96V195L97 194H99L98 192H104L105 190H108V189H105V188H107V182L106 183H104V182H102L101 183ZM196 182V181H195ZM194 182V183H195ZM68 183V182H67ZM108 183L110 184V185H112L109 181H108ZM198 183V182H197ZM61 184V183H60ZM65 184V183H64ZM78 184V183H77ZM80 184V183H79ZM108 184V185H109ZM114 184V183H113ZM46 185H48L49 186V183L48 184H46ZM46 185H44V186H46ZM53 185V188H51V187H49L50 189H55V190H57V188H62L61 187V185L59 186V183L58 182H56V181H54V183L52 184ZM51 185V186H52ZM198 185H200V184H198ZM48 186H46V187H48ZM65 186V185H64ZM63 186V187H64ZM193 186H195L194 184H193ZM45 187V188H46ZM73 187V186H72ZM110 186H108V188H109ZM196 187H198V186H196ZM200 187H202V184H201V186ZM199 187V188H200ZM203 187H204V185H203ZM202 187V188H203ZM185 188V187H184ZM141 189V188H140ZM201 189V188H200ZM88 190V189H87ZM142 190V189H141ZM97 192V193H96ZM106 192V191H105ZM141 192V191H140ZM245 193V192H244ZM242 194V193H241ZM139 195V194H138ZM245 195H246V193H245ZM92 196H89V197H92ZM96 196V197H95ZM99 196V195H98ZM140 197V196H139ZM98 198V197H97ZM244 199V198H243ZM199 200H201V199H199ZM198 201V200H197ZM202 201H204V200H202ZM93 202V201H92ZM193 203H195V202H193ZM192 203V204H193ZM199 203V202H198ZM93 204V203H92ZM91 204V205H92ZM52 205H54V204H52ZM201 205V204H200ZM90 206V205H89ZM192 206H195L194 204L192 205ZM199 207V206H198ZM202 207V206H201ZM179 209V208H178ZM195 210V209H197L196 207H192V210ZM199 209V208H198ZM197 209V210H198ZM87 210V209H86ZM200 210H202V209H200ZM196 211V210H195ZM199 211V210H198ZM208 211V210H207ZM201 212V211H200ZM195 212H192V214H194ZM196 214H197V212H196ZM196 214H194V215H196ZM199 215V214H198ZM120 229V228H119ZM120 231V230H119ZM89 232V235L90 234H92V233H95L96 231L95 230H92V229H90L89 231H87V233ZM117 232H118V230H117ZM110 237H113L114 239H118V240H121V241H126L127 240V238H129L130 237V234L128 233V232H125L124 230H122L119 234H117L116 236H110ZM259 240H257V242H258ZM260 242V241H259ZM25 243H27V242H25ZM24 243V241H23V243H20L19 244V246H21L22 248H26V247H29V244L27 245V244H25ZM29 243V242H28ZM128 243V242H127ZM164 244V243H163ZM259 243H257V245H258ZM260 244H261V242H260ZM17 245H18V242H17ZM124 245H127V244H124ZM255 245H256V243H255ZM257 245L255 246V247H257ZM18 246V249L20 248ZM90 246V245H89ZM123 246V245H122ZM259 246V245H258ZM91 247V246H90ZM16 248H17V246H16ZM31 248V247H30ZM259 248H260V246H259ZM258 248V249H259ZM91 249V248H90ZM24 250H26V249H24ZM88 250H89V248H88ZM92 250V249H91ZM85 251V250H84ZM93 251V250H92ZM58 252H59V250H58ZM63 253V252H62ZM167 253H169V252H167ZM59 254L61 255V252H59ZM169 255V254H168ZM59 256V255H58ZM62 256H64V255H62ZM62 256H60L61 258H62ZM81 256V255H80ZM59 257V258H60ZM0 258H1V255H0ZM58 258V259H59ZM170 258L172 259V260H174V261H176L177 263L178 262H180L179 260H178V258L176 257V256H174V255H172V254H170ZM79 260V259H78ZM2 261H4V259L2 258V260H1V262ZM173 261V262H174ZM79 262H80V264H91L90 262H92V261H90V258H89V255L88 254H86V253H84L83 252V256H81V259L79 260ZM79 262H78V264H79ZM115 263V260H111L110 262H109V264H114Z\"/></svg>", "mask_w": 264, "mask_h": 264}]
</instances>
